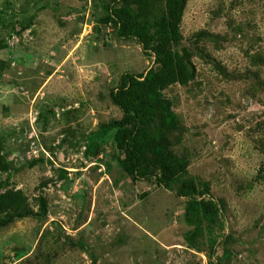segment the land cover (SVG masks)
Listing matches in <instances>:
<instances>
[{
	"label": "rangeland",
	"instance_id": "374dc122",
	"mask_svg": "<svg viewBox=\"0 0 264 264\" xmlns=\"http://www.w3.org/2000/svg\"><path fill=\"white\" fill-rule=\"evenodd\" d=\"M108 5L121 6L0 0V195L47 210L0 229V264H264V0H188L178 51L195 76L163 91L185 132L173 150L219 205L223 230L201 251L185 241L186 200L126 175L113 133L87 153L122 117L121 79L155 68L101 23Z\"/></svg>",
	"mask_w": 264,
	"mask_h": 264
},
{
	"label": "trees",
	"instance_id": "16d2710c",
	"mask_svg": "<svg viewBox=\"0 0 264 264\" xmlns=\"http://www.w3.org/2000/svg\"><path fill=\"white\" fill-rule=\"evenodd\" d=\"M119 7L105 6L104 25H112L120 39H136L145 53L154 55L155 68L142 77L126 75L112 94L122 112L119 120L101 126L94 134L88 154L97 151L95 140L113 133V142L123 157L121 168L132 179H155L164 189L186 200L184 220L191 230L185 241L193 249L212 250L223 230L219 205L210 195L207 182L188 173V161L173 147L185 133L163 91L194 79L195 68L186 49L178 51L182 36L180 24L188 0H114ZM257 78L256 75H252ZM0 157V171L6 170ZM40 212L24 206L20 193L0 195V229L17 220L46 216V204L39 200ZM229 252L224 257L228 258Z\"/></svg>",
	"mask_w": 264,
	"mask_h": 264
}]
</instances>
